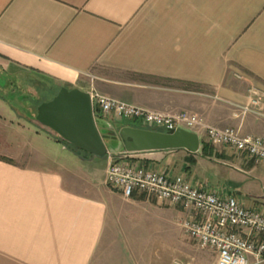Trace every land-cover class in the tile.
I'll list each match as a JSON object with an SVG mask.
<instances>
[{"label":"crops","instance_id":"crops-1","mask_svg":"<svg viewBox=\"0 0 264 264\" xmlns=\"http://www.w3.org/2000/svg\"><path fill=\"white\" fill-rule=\"evenodd\" d=\"M31 80L53 89H93L151 111L193 113L212 127L264 137V0H0V117L13 108L3 93ZM231 104L252 112L234 116ZM94 116L100 134L139 128L112 115ZM190 132L200 141L195 153L133 152L130 159L244 205L235 193L249 197L264 163L207 143L203 130ZM53 141L63 140L53 135ZM66 148L84 160L25 163L0 148V264H210L206 250L215 264L213 250L189 238L195 251L185 250L179 237H162V230L151 231L142 245L137 237L129 244L142 217L180 235L175 221L187 212L140 193L124 199L106 184L116 156L89 159ZM164 250L179 255L158 261L154 252Z\"/></svg>","mask_w":264,"mask_h":264},{"label":"built area","instance_id":"built-area-1","mask_svg":"<svg viewBox=\"0 0 264 264\" xmlns=\"http://www.w3.org/2000/svg\"><path fill=\"white\" fill-rule=\"evenodd\" d=\"M249 93L251 106H256L255 90L250 89ZM89 94L94 115L138 121L163 132L200 129L204 131L207 143L227 146L264 163V137L240 135L231 127H212L193 113L166 114L119 101L93 89ZM231 105L236 110L234 116L252 112L251 106ZM131 154L124 152L109 165L106 173L108 186L124 199L140 193L166 205L180 206L187 212L181 222L183 234L199 247L213 250L215 264H264L263 210L247 208L231 195L204 191L181 176L133 162ZM171 264L184 263L173 261Z\"/></svg>","mask_w":264,"mask_h":264},{"label":"rangeland","instance_id":"rangeland-1","mask_svg":"<svg viewBox=\"0 0 264 264\" xmlns=\"http://www.w3.org/2000/svg\"><path fill=\"white\" fill-rule=\"evenodd\" d=\"M31 81L32 83H24L23 85L20 82L19 84L21 85L16 86L18 89H14L12 87L10 92L3 93L6 95V98L10 100V104L13 106V108H9L8 110H6L8 111L7 113L10 114V116H8L7 114V117H0V138L3 137L4 139V141L2 142L3 144H0V148L2 147L3 151L7 152L8 154L10 153V156L16 158L18 162H42L47 164L48 161L53 160V157H55L57 160H72L76 162H82V160H84L82 156H74L73 154H71L72 151L69 152L70 150L68 151L66 147H71L73 150H77L79 153L81 151L74 148L72 145L65 141H61V144L55 143L53 141V135L56 139H59V137L49 129L41 126L35 120L36 108L38 104L40 102H47L48 100H50L53 97L54 93L50 88H47L44 83L39 84L37 80ZM16 97H18V99H15ZM123 122L128 123L130 126H136L139 128H144L145 126L138 121L128 120ZM100 131L101 136L105 142L108 143L111 140L114 141V144L111 145V148L108 149V159H110L111 156H116L114 157L115 159L122 156L125 150L120 141V138L118 137V130L112 128L109 131H104V129H100ZM111 131L112 133H110ZM114 132L115 135H113ZM18 153H20V156L15 155ZM51 162L53 163V161ZM95 162L102 163L99 160H96ZM90 163H93V161H91ZM243 178L238 181L242 182L244 179L246 180V178ZM228 180L229 179H226V181ZM227 186H230V190H232L233 185L231 182L229 183V185L227 184ZM249 186L253 187L252 189L250 188V190L252 191L250 195H248L249 197L241 196V194L238 193H235V195H238V199L240 198V200L244 202L245 206L264 211V176H261L260 179L257 178L252 183V185L249 184ZM181 222V219L175 221V224L180 229V235H178V230L176 227L175 229L177 230V232H175L174 227L170 225L166 226L165 222L162 223L161 220L153 219L150 216L142 217L138 222H136V226L133 227V240L129 241V244H131L132 246L136 244L134 240H136L135 237H137V239H139L138 241L136 240L137 244L142 245L143 242L145 243L147 238H151V231L157 233L156 230H162L160 236L166 237V235H169L172 240L179 237V241L181 242V244L183 243V248L185 250L190 249L191 251H195V249L192 247L193 243L190 242V240L183 234ZM155 239L159 238L157 236H154V240ZM176 255L179 254L177 252H174V254H172L171 252L165 250L154 252V257H156L158 261L162 262L168 260L169 257L177 258L178 256ZM203 255L211 257L210 264L214 262L215 256L210 252H207V250L204 251ZM147 256H150V252L147 253ZM180 258H185V256H180ZM141 261L142 260L139 261V264Z\"/></svg>","mask_w":264,"mask_h":264},{"label":"water","instance_id":"water-1","mask_svg":"<svg viewBox=\"0 0 264 264\" xmlns=\"http://www.w3.org/2000/svg\"><path fill=\"white\" fill-rule=\"evenodd\" d=\"M35 120L60 139L89 155V159H107L114 141L105 142L95 123L89 92L61 87L49 101L37 107ZM115 134V132H114ZM118 137L125 152L184 149L197 152L200 141L196 133L177 129L158 131L123 127Z\"/></svg>","mask_w":264,"mask_h":264},{"label":"trees","instance_id":"trees-1","mask_svg":"<svg viewBox=\"0 0 264 264\" xmlns=\"http://www.w3.org/2000/svg\"><path fill=\"white\" fill-rule=\"evenodd\" d=\"M49 88H50L51 91L54 93V94H53V97L56 95V93H57V92L59 91V89H60V88H58V89H57V88L53 89V86H52V87H49ZM53 97H52V98H53ZM52 98H51V99H52ZM51 99H50V100H51ZM48 101H49V100H48ZM41 103H43V102H40V103L38 104V106H39ZM38 106H37V107H38ZM36 111H37V108H36ZM207 149H209L208 145L205 144L204 142H202V145H201V152H202L203 155H206L205 153H206V151H208ZM187 160H188L189 163H193V161H194L193 158H192V155H189V156L187 157Z\"/></svg>","mask_w":264,"mask_h":264},{"label":"flooded vegetation","instance_id":"flooded-vegetation-1","mask_svg":"<svg viewBox=\"0 0 264 264\" xmlns=\"http://www.w3.org/2000/svg\"><path fill=\"white\" fill-rule=\"evenodd\" d=\"M110 133H112V131L110 132ZM113 135H115V134H113ZM114 139V138H113ZM80 151V150H79ZM82 152V151H81ZM87 155V154H86ZM89 156V155H88Z\"/></svg>","mask_w":264,"mask_h":264}]
</instances>
